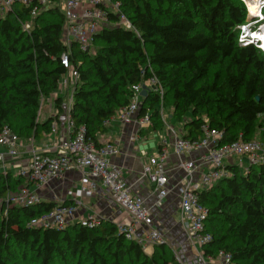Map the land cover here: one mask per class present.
Here are the masks:
<instances>
[{
    "label": "trees",
    "instance_id": "obj_1",
    "mask_svg": "<svg viewBox=\"0 0 264 264\" xmlns=\"http://www.w3.org/2000/svg\"><path fill=\"white\" fill-rule=\"evenodd\" d=\"M136 30L104 26L96 53L74 44L73 65L80 71L73 116L99 142L104 120L131 99V86L142 71L154 73L166 89L164 106L178 120L190 112L184 135L200 137L206 116L224 130L222 142L249 140L257 130L264 142V51L239 41L248 11L242 0H120ZM117 21L116 14H110ZM29 22L30 28H24ZM60 6L41 9L16 3L0 16V133L9 126L23 140L51 131L52 117L39 120L42 96L50 95L66 71L59 58L66 51ZM159 96L149 92L141 114L151 110L152 129H164ZM62 99L57 107L61 110ZM199 191L209 208L206 228L213 240L204 251L232 254L236 264H264V165ZM25 178L0 173V264H175L173 248L155 245L152 254L120 234L113 220L99 226L82 222L64 229L30 226L33 218L58 203L7 206L8 193ZM70 204L72 201L64 202Z\"/></svg>",
    "mask_w": 264,
    "mask_h": 264
},
{
    "label": "built area",
    "instance_id": "obj_2",
    "mask_svg": "<svg viewBox=\"0 0 264 264\" xmlns=\"http://www.w3.org/2000/svg\"><path fill=\"white\" fill-rule=\"evenodd\" d=\"M248 11V18L240 25L239 41L242 45L249 41V34L253 30L263 27L264 4L257 8V0H242ZM16 3L31 7V15L36 16L43 8L65 5L63 12L65 23L63 40L67 49L59 60L66 71L60 76L57 88L45 101L55 108L52 117L51 131L46 135L54 136L51 144L44 143L42 147L27 146L30 160L27 166H19L21 149L26 143L11 127L4 126L0 133V164L2 173L7 174L10 167L17 168L16 175L25 178V182L15 192L8 193L4 202L7 206H30L43 201L37 189L49 185L71 169H77L82 176L81 191L90 197L97 190L99 184L109 191L111 199L127 213V221L116 223L118 231L128 239H133L143 245L169 244L166 233L156 226L153 210L163 205L164 201L174 192L179 193V207L181 225L187 236L188 243L200 249V260L205 255L210 259L216 256L204 251V245L213 240V235L206 228L209 208L200 201L199 191L210 188L222 179L234 176V168L247 173L254 165H264V142L252 137L249 140L239 138L232 142H222L224 130L213 127L204 116L200 129V137L179 135L174 125L167 122L164 95L166 89L160 79L154 74L147 76L142 71V79L131 86L130 101L119 108L120 121L123 124H136L140 128L152 127L151 110L141 114L144 86L147 91L159 96L158 110L164 122V135L159 148L148 155L144 162L142 174L153 185L155 202L153 206L146 204L145 199L133 191L132 185L124 177L123 169L112 160L120 154L118 145L111 139L96 142L88 135L85 124L78 125L73 116L74 94L79 85L80 71L73 65L75 44L79 50L96 53L95 39L104 26H122L136 30L130 18L122 11L120 0H0V16L12 10ZM250 3L255 11L250 9ZM252 5V6H253ZM116 14L117 21L111 20L110 14ZM259 13V14H258ZM30 23L25 22L24 28L29 29ZM256 33L253 32L252 35ZM251 35V34H250ZM252 39H255L252 37ZM255 43L259 44L255 39ZM58 98L62 99L61 110L57 107ZM40 105V109H41ZM40 112V110H39ZM63 114V115H62ZM169 116V115H168ZM115 120V114L104 120L108 127ZM60 123L63 125V135L60 136ZM100 134V133H99ZM171 150L176 156L175 162L169 167ZM173 171L181 174L177 183L172 182ZM81 200L73 203H58L53 209L43 215L33 218L30 226L40 228L64 229L71 223L82 222L89 227L99 226L105 218L94 213L83 217L79 214ZM202 250V251H201ZM175 264H186L181 253L174 251ZM220 264H236L232 254L225 250L217 253Z\"/></svg>",
    "mask_w": 264,
    "mask_h": 264
},
{
    "label": "crops",
    "instance_id": "obj_3",
    "mask_svg": "<svg viewBox=\"0 0 264 264\" xmlns=\"http://www.w3.org/2000/svg\"><path fill=\"white\" fill-rule=\"evenodd\" d=\"M47 108L51 114L55 113V108L51 107L50 103H48ZM118 111L115 113V120L111 122L105 132L98 135V138L101 141L111 139L118 145L120 154L113 156L112 160L122 167L124 177L132 185L133 191L141 195L147 205L153 206L155 191L153 185L143 177L142 169L148 155L159 148L160 136L162 138L164 135L165 128L157 130L150 127L140 128L136 124L125 125L120 121ZM169 116L172 117L170 114ZM158 131H160L161 135H159L160 133L158 134ZM59 132L60 136H62L64 132L62 123H60ZM184 133L185 128L183 127L179 135H183ZM53 139V135L49 137V135L44 134L41 138H35L32 144L26 143V146L21 149L20 159L18 160L20 162L19 166L25 167L29 163L30 153L27 146L39 148L44 143L51 144ZM25 141L29 142V140ZM0 151H5V148L1 147ZM175 160L176 156L173 150H171L168 162L169 167L173 165ZM9 172H12L16 177H20L16 175L17 168L15 167H10ZM0 173H2L1 164ZM180 177L181 174L179 172L173 171V184L177 183ZM81 182V173L77 169H71L41 189H37L33 183L30 184V187L33 190H37L43 200L46 201L61 203L70 200L73 203L76 200H81L83 204L80 205L79 214L83 217L98 213L116 223L127 221V213L112 201L106 188L99 184L93 195L87 197L81 191ZM179 201V193L174 191L164 201L162 206L153 210L156 217V226L166 233L168 245L173 248V251L181 253L186 264H220V259L217 256L212 260L205 255L204 261H201L199 257L200 249H196L188 243L186 233L181 225ZM154 249V245L144 246V250L149 254H152Z\"/></svg>",
    "mask_w": 264,
    "mask_h": 264
},
{
    "label": "rangeland",
    "instance_id": "obj_4",
    "mask_svg": "<svg viewBox=\"0 0 264 264\" xmlns=\"http://www.w3.org/2000/svg\"><path fill=\"white\" fill-rule=\"evenodd\" d=\"M60 8L62 11H64L65 9V5L62 4L60 5ZM247 20H249L248 16H247ZM258 44V43H257ZM45 98V96H42V98ZM41 98V100H42ZM47 101H45L44 103H42L41 105V110L39 112V120L40 121H44L46 120L49 116H52L53 114H51V112L48 111V108H47ZM166 108V111L168 112L167 114V122L174 125L178 131V133H181L182 130H183V127L185 125V122H187L190 117H191V113L189 112L184 118L183 120H178L176 118H173V117H170L168 116L169 114H171V110L168 108V107H165ZM63 115V114H62ZM160 133V131H158V134ZM161 135V133L159 134ZM253 137H257L259 139H261V133L259 132V130L256 131V133H254ZM158 139V138H157ZM160 139H161V136H160ZM262 140V139H261ZM0 205H1V202H0ZM107 220H110L107 218Z\"/></svg>",
    "mask_w": 264,
    "mask_h": 264
},
{
    "label": "clouds",
    "instance_id": "obj_5",
    "mask_svg": "<svg viewBox=\"0 0 264 264\" xmlns=\"http://www.w3.org/2000/svg\"><path fill=\"white\" fill-rule=\"evenodd\" d=\"M247 2V0H246ZM261 4H264V0H257V5L256 7L258 8L259 5ZM259 14V13H258ZM260 21H263V24H264V19H261ZM240 35V34H239ZM258 36L260 37H264V32H260V33H257ZM259 42V40H258ZM256 44V43H255ZM257 47L261 48V49H264V39H261V43L257 44Z\"/></svg>",
    "mask_w": 264,
    "mask_h": 264
},
{
    "label": "bare ground",
    "instance_id": "obj_6",
    "mask_svg": "<svg viewBox=\"0 0 264 264\" xmlns=\"http://www.w3.org/2000/svg\"><path fill=\"white\" fill-rule=\"evenodd\" d=\"M252 3H250V10L252 11V12H254L255 11V6L253 5ZM254 32V31H253ZM253 32H250V34L251 33H253ZM260 32H264V25H263V27H261L260 29H259V31H257L256 33H254L253 35H252V37L253 38H255L256 40H259V43H261V39H264V37H260V36H258L257 35V33H260ZM250 34H249V36H250ZM263 51H264V49H263Z\"/></svg>",
    "mask_w": 264,
    "mask_h": 264
},
{
    "label": "water",
    "instance_id": "obj_7",
    "mask_svg": "<svg viewBox=\"0 0 264 264\" xmlns=\"http://www.w3.org/2000/svg\"><path fill=\"white\" fill-rule=\"evenodd\" d=\"M146 89H147V87L144 86V90L142 91V96H146L148 94V91Z\"/></svg>",
    "mask_w": 264,
    "mask_h": 264
}]
</instances>
